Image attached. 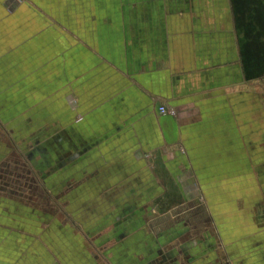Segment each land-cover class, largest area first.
<instances>
[{"label":"crops","instance_id":"obj_1","mask_svg":"<svg viewBox=\"0 0 264 264\" xmlns=\"http://www.w3.org/2000/svg\"><path fill=\"white\" fill-rule=\"evenodd\" d=\"M238 4L0 0V127L31 128L91 202L78 229L0 219V264H164L167 238L123 228L151 204L210 219L229 263L264 264V105ZM100 182L123 211L97 221Z\"/></svg>","mask_w":264,"mask_h":264},{"label":"rangeland","instance_id":"obj_2","mask_svg":"<svg viewBox=\"0 0 264 264\" xmlns=\"http://www.w3.org/2000/svg\"><path fill=\"white\" fill-rule=\"evenodd\" d=\"M238 2L244 53L248 59L251 56L252 61L254 60L253 69L259 74L260 100L264 105V0ZM31 130L27 125L16 130L14 132L18 140L16 143L9 129L0 127V219H42L46 227L44 230L47 231L53 230L54 225L65 226L66 222L78 229L81 223L79 220L74 223L75 212L78 214L82 212L83 216H87L90 209L75 207V202L87 197L89 205L90 193L84 191V197L81 198L80 195L75 197L78 186L76 182L80 175L73 170L70 175H62L58 160L50 158L51 154L48 152L50 145L36 143ZM91 179H94V176L85 178L81 184H90ZM106 186L105 182H100L96 187L97 192H93L98 200L96 204L100 218L97 221L111 219L108 217L111 211H115L116 214L123 211L121 208H113L115 204L111 198L114 193L107 190ZM122 194L118 192L115 196L121 197ZM263 207H259L257 214L261 228H264ZM128 210V214H126L128 211L122 213L126 219H131V223L123 228L130 226V232L146 233L152 240L157 236L167 238L163 242L161 254L156 256L160 261L164 259L162 263L231 264L217 239L210 219H181L186 215L185 211L183 213L175 209L174 213H170L172 209H161L153 204L146 205L140 214L136 212L134 216L132 214L135 212ZM61 221L62 223H59ZM209 239L212 242L210 246ZM152 240L151 244L154 243ZM165 254L172 255V258L166 259ZM146 258L150 262V254ZM158 262L157 260L156 264H161Z\"/></svg>","mask_w":264,"mask_h":264},{"label":"built area","instance_id":"obj_3","mask_svg":"<svg viewBox=\"0 0 264 264\" xmlns=\"http://www.w3.org/2000/svg\"><path fill=\"white\" fill-rule=\"evenodd\" d=\"M159 111H160V113H162V114H165V113H175V110L174 109H170L169 107H167V106H161L160 108H159Z\"/></svg>","mask_w":264,"mask_h":264},{"label":"trees","instance_id":"obj_4","mask_svg":"<svg viewBox=\"0 0 264 264\" xmlns=\"http://www.w3.org/2000/svg\"><path fill=\"white\" fill-rule=\"evenodd\" d=\"M263 76H264V74H263Z\"/></svg>","mask_w":264,"mask_h":264}]
</instances>
